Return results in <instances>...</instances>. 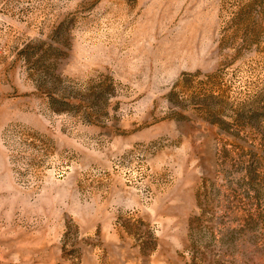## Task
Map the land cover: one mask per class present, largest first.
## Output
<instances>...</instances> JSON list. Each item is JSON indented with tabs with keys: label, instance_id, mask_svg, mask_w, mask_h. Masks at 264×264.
I'll return each mask as SVG.
<instances>
[{
	"label": "rangeland",
	"instance_id": "1",
	"mask_svg": "<svg viewBox=\"0 0 264 264\" xmlns=\"http://www.w3.org/2000/svg\"><path fill=\"white\" fill-rule=\"evenodd\" d=\"M0 264H264V0H0Z\"/></svg>",
	"mask_w": 264,
	"mask_h": 264
}]
</instances>
